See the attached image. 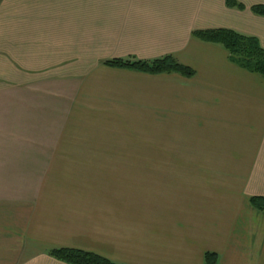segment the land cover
Listing matches in <instances>:
<instances>
[{
  "label": "crops",
  "instance_id": "obj_1",
  "mask_svg": "<svg viewBox=\"0 0 264 264\" xmlns=\"http://www.w3.org/2000/svg\"><path fill=\"white\" fill-rule=\"evenodd\" d=\"M236 1L0 0V264H65L57 249L264 264L249 202L264 197V80L192 37L230 30L264 49L251 11L264 0ZM167 56L196 75L104 65ZM139 132L189 137L192 156L118 151ZM134 159L192 160V173L117 162Z\"/></svg>",
  "mask_w": 264,
  "mask_h": 264
},
{
  "label": "trees",
  "instance_id": "obj_2",
  "mask_svg": "<svg viewBox=\"0 0 264 264\" xmlns=\"http://www.w3.org/2000/svg\"><path fill=\"white\" fill-rule=\"evenodd\" d=\"M226 5L230 9L244 10V6L236 0H226ZM251 11L256 16L264 17V6L253 7ZM192 37L222 47L227 52L230 63L264 80V49L258 39L230 30L194 32ZM104 65L112 69L153 76L177 74L191 79L196 75L194 70L180 64L172 56L151 62L112 60ZM249 202L253 209L264 212V197H253ZM48 255L65 264H115L98 255L72 249L52 250ZM204 262L205 264H217L218 257L215 254L207 253Z\"/></svg>",
  "mask_w": 264,
  "mask_h": 264
},
{
  "label": "rangeland",
  "instance_id": "obj_3",
  "mask_svg": "<svg viewBox=\"0 0 264 264\" xmlns=\"http://www.w3.org/2000/svg\"><path fill=\"white\" fill-rule=\"evenodd\" d=\"M127 143L125 145H120L121 149L118 151H132V152H152L157 151H177L181 152L183 156L190 155L192 156V139L187 138H178L171 135H163V136H152V135H141L139 133H134L132 137H125ZM131 139V140H130ZM146 140L147 142H144ZM149 141V142H148ZM185 141V142H184ZM151 142V143H150ZM184 142V143H183ZM111 161H100V167L110 166L108 163ZM117 162H121L120 164L123 166H132V167H148L153 168L159 167L164 169L170 168H180L182 174L181 178H184L187 172L192 173V160H154V159H134V160H118ZM108 164V165H107ZM119 164V166H120ZM187 178V177H186ZM174 199V198H173Z\"/></svg>",
  "mask_w": 264,
  "mask_h": 264
}]
</instances>
